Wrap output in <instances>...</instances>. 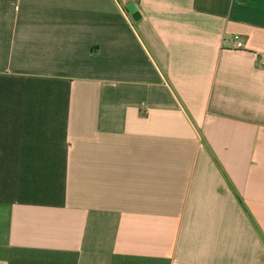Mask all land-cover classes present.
Segmentation results:
<instances>
[{"label":"crops","instance_id":"crops-1","mask_svg":"<svg viewBox=\"0 0 264 264\" xmlns=\"http://www.w3.org/2000/svg\"><path fill=\"white\" fill-rule=\"evenodd\" d=\"M0 264H264V0H0Z\"/></svg>","mask_w":264,"mask_h":264},{"label":"built area","instance_id":"built-area-1","mask_svg":"<svg viewBox=\"0 0 264 264\" xmlns=\"http://www.w3.org/2000/svg\"><path fill=\"white\" fill-rule=\"evenodd\" d=\"M233 41H234V47H235L236 49H239V48L242 47V41H241V38H240L239 36L235 35V36L233 37Z\"/></svg>","mask_w":264,"mask_h":264},{"label":"water","instance_id":"water-1","mask_svg":"<svg viewBox=\"0 0 264 264\" xmlns=\"http://www.w3.org/2000/svg\"><path fill=\"white\" fill-rule=\"evenodd\" d=\"M126 8L128 9V11H130L131 13H134V5L133 3H129L126 5Z\"/></svg>","mask_w":264,"mask_h":264}]
</instances>
